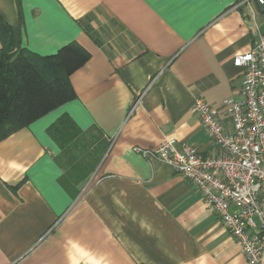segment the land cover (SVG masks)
I'll list each match as a JSON object with an SVG mask.
<instances>
[{"label": "crops", "instance_id": "obj_1", "mask_svg": "<svg viewBox=\"0 0 264 264\" xmlns=\"http://www.w3.org/2000/svg\"><path fill=\"white\" fill-rule=\"evenodd\" d=\"M2 25L16 51L77 44L89 60L70 77L74 101L0 141V264H249L204 196L134 148L216 152L190 109L239 95L233 60L264 35L261 6L0 0V49ZM65 116L80 132L62 147L48 129Z\"/></svg>", "mask_w": 264, "mask_h": 264}, {"label": "built area", "instance_id": "obj_2", "mask_svg": "<svg viewBox=\"0 0 264 264\" xmlns=\"http://www.w3.org/2000/svg\"><path fill=\"white\" fill-rule=\"evenodd\" d=\"M264 0H238L239 6ZM234 66L245 70L239 95L218 109L203 99L190 111L211 135L216 152L204 155L193 145L164 140L154 149L134 148L147 161H160L200 192L232 234L249 264H264V35ZM231 120L224 126L218 111Z\"/></svg>", "mask_w": 264, "mask_h": 264}, {"label": "trees", "instance_id": "obj_3", "mask_svg": "<svg viewBox=\"0 0 264 264\" xmlns=\"http://www.w3.org/2000/svg\"><path fill=\"white\" fill-rule=\"evenodd\" d=\"M2 27L0 141L74 101L77 96L70 77L89 60V54L77 44L65 46L56 55L45 58L16 51L11 29L7 25ZM78 132L66 116L48 129L62 147L68 146Z\"/></svg>", "mask_w": 264, "mask_h": 264}]
</instances>
